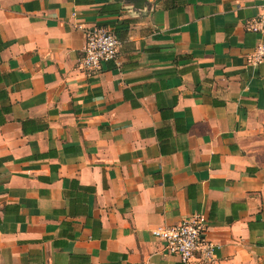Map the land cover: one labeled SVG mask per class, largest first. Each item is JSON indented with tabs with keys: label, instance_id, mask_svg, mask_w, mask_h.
Segmentation results:
<instances>
[{
	"label": "crops",
	"instance_id": "1",
	"mask_svg": "<svg viewBox=\"0 0 264 264\" xmlns=\"http://www.w3.org/2000/svg\"><path fill=\"white\" fill-rule=\"evenodd\" d=\"M264 0H0V264H264ZM80 28L113 61L79 69Z\"/></svg>",
	"mask_w": 264,
	"mask_h": 264
},
{
	"label": "built area",
	"instance_id": "2",
	"mask_svg": "<svg viewBox=\"0 0 264 264\" xmlns=\"http://www.w3.org/2000/svg\"><path fill=\"white\" fill-rule=\"evenodd\" d=\"M83 48L78 67L85 72H95L102 63L113 61L117 55L119 42L112 29L105 27L80 28ZM245 28L253 33L264 35V2L259 15L248 22ZM252 66L264 63V44H257L247 58ZM205 220L194 215L171 227H158L150 231L152 238L162 244L163 251L181 263L189 264L194 259L201 263L213 260V246L204 239Z\"/></svg>",
	"mask_w": 264,
	"mask_h": 264
},
{
	"label": "water",
	"instance_id": "3",
	"mask_svg": "<svg viewBox=\"0 0 264 264\" xmlns=\"http://www.w3.org/2000/svg\"><path fill=\"white\" fill-rule=\"evenodd\" d=\"M126 1H129V2H130V1L137 2L138 0H126Z\"/></svg>",
	"mask_w": 264,
	"mask_h": 264
}]
</instances>
